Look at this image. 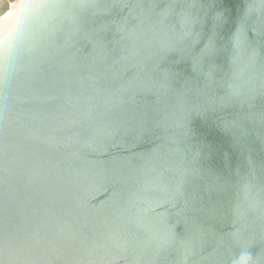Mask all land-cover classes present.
I'll list each match as a JSON object with an SVG mask.
<instances>
[{"label":"water","instance_id":"1","mask_svg":"<svg viewBox=\"0 0 264 264\" xmlns=\"http://www.w3.org/2000/svg\"><path fill=\"white\" fill-rule=\"evenodd\" d=\"M0 17V264H264V0Z\"/></svg>","mask_w":264,"mask_h":264},{"label":"snow or ice","instance_id":"2","mask_svg":"<svg viewBox=\"0 0 264 264\" xmlns=\"http://www.w3.org/2000/svg\"><path fill=\"white\" fill-rule=\"evenodd\" d=\"M6 15H7L8 17H11V16L13 15V12H12L11 10H9V11L6 13ZM0 19H3V17H0Z\"/></svg>","mask_w":264,"mask_h":264}]
</instances>
